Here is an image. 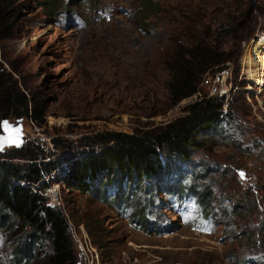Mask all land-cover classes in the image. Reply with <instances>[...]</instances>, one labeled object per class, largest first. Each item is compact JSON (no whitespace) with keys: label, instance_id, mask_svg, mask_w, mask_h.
I'll return each mask as SVG.
<instances>
[{"label":"rangeland","instance_id":"374dc122","mask_svg":"<svg viewBox=\"0 0 264 264\" xmlns=\"http://www.w3.org/2000/svg\"><path fill=\"white\" fill-rule=\"evenodd\" d=\"M148 1L151 5L145 7L146 0H15L19 29L0 41V62L7 70L19 69L20 79L45 109L41 124L21 116L27 140L58 153L53 141L64 138L80 153L87 134L146 129L184 113L198 94H217L215 74L206 72L200 93L167 107L164 62L175 37L213 39L204 35L200 23H188L189 17L206 10L213 21L226 12L227 2L232 4L244 25L221 40L230 56L224 62L233 82L230 114L209 130L202 147L191 151L193 162L166 172L163 182L175 187L168 192L157 183L149 185L153 195H148L152 204L144 202L147 218L131 223L133 209L126 202L118 208L109 197L59 182L56 198L63 212L79 220L68 222L80 264H258L264 256V66L259 65L264 0ZM51 2L66 7L53 15ZM38 132L48 141L39 140ZM190 176L210 188L207 214L194 190L177 192L178 182ZM99 181L91 184L98 189ZM238 199L245 208H234ZM94 219L101 223L100 233ZM9 232L0 225L1 264L12 257Z\"/></svg>","mask_w":264,"mask_h":264},{"label":"trees","instance_id":"16d2710c","mask_svg":"<svg viewBox=\"0 0 264 264\" xmlns=\"http://www.w3.org/2000/svg\"><path fill=\"white\" fill-rule=\"evenodd\" d=\"M148 4L151 5L146 0L144 6ZM64 7L66 4L56 6L51 2L48 11L55 15ZM212 7L218 8V4L214 2ZM226 7L222 17L215 16L216 20L210 21L206 10L195 12L193 18L187 20L194 26L200 23L204 35H211L213 39L205 40L196 34L185 35L186 40L175 37L172 51L164 62L169 75L165 79L167 107L200 93L203 75L215 72L230 59L221 40L242 31L244 24L241 25L232 4L227 2ZM19 15L15 0H0V41L13 37L18 31ZM198 95L199 98L185 105L184 113L165 123L146 129L135 128L131 132L110 130L87 134L82 138L80 153L72 150L64 138L53 141L58 153L45 151L35 139L0 151V225L11 231L14 242L9 264L81 263L68 222L71 219L78 223V218L72 212H63L59 205H48L47 196L37 190L42 191L52 181L67 189L109 197L118 208L126 202L133 209L131 223L135 219H146L144 202L149 200L148 195H153L149 185L157 183L168 192L170 187H175L163 182L166 172L170 173L175 164L193 162L191 151L202 147L209 130L230 114L229 102L228 110L223 109V97L207 92ZM41 103L20 79L19 69L12 66L7 70L0 62V119L25 116L41 124L45 114ZM94 146H99V151ZM79 154L86 157L81 159ZM63 161H67L65 168H58ZM95 179H100L98 189L91 184ZM195 180V176H190V180L183 177L176 189L194 190L201 212L207 214L212 208L210 188ZM109 189L112 190L110 194L107 193ZM142 192L148 193L146 198L140 196ZM149 202L152 204L151 200ZM240 205L245 208L238 199L234 208ZM94 222L100 233V221L94 219ZM89 231L92 233L93 228ZM261 262L258 264H264V256Z\"/></svg>","mask_w":264,"mask_h":264},{"label":"built area","instance_id":"2783aa9c","mask_svg":"<svg viewBox=\"0 0 264 264\" xmlns=\"http://www.w3.org/2000/svg\"><path fill=\"white\" fill-rule=\"evenodd\" d=\"M213 73L215 74L214 78H216V80H214L213 82L214 91H217L216 95L223 97V105L225 104L224 107H226L228 99H229V95L232 93V85H233L232 79L230 78L231 77L230 72L226 66H223ZM213 76L211 75L210 77L213 78ZM210 77L209 78L205 77V80L209 81ZM37 138L41 141H45V140L48 141V138L46 136H43L41 132L37 135ZM49 158L50 157H46V159H49ZM64 162L65 161L61 162L60 165L64 164ZM60 165L58 166V168H60ZM56 183L57 182L55 181L50 182V184L47 185L42 191L40 189H37L39 193H43L45 196H47L46 203L50 206L59 205V201L56 198V195H57L56 191L58 190V184ZM52 185L54 188H51Z\"/></svg>","mask_w":264,"mask_h":264},{"label":"water","instance_id":"95a60500","mask_svg":"<svg viewBox=\"0 0 264 264\" xmlns=\"http://www.w3.org/2000/svg\"><path fill=\"white\" fill-rule=\"evenodd\" d=\"M21 119L22 117L19 116L14 119L4 117L0 120V151L9 146L18 147L30 137L23 129ZM17 138L18 143H13L12 141Z\"/></svg>","mask_w":264,"mask_h":264},{"label":"bare ground","instance_id":"6f19581e","mask_svg":"<svg viewBox=\"0 0 264 264\" xmlns=\"http://www.w3.org/2000/svg\"><path fill=\"white\" fill-rule=\"evenodd\" d=\"M259 65H260V67L264 66V55H261Z\"/></svg>","mask_w":264,"mask_h":264},{"label":"snow or ice","instance_id":"6c2138e0","mask_svg":"<svg viewBox=\"0 0 264 264\" xmlns=\"http://www.w3.org/2000/svg\"><path fill=\"white\" fill-rule=\"evenodd\" d=\"M17 131H18V130H17ZM12 142H13V143H18V138H17V139H14Z\"/></svg>","mask_w":264,"mask_h":264},{"label":"clouds","instance_id":"9594fccd","mask_svg":"<svg viewBox=\"0 0 264 264\" xmlns=\"http://www.w3.org/2000/svg\"><path fill=\"white\" fill-rule=\"evenodd\" d=\"M160 228V227H159ZM160 230V229H159Z\"/></svg>","mask_w":264,"mask_h":264}]
</instances>
